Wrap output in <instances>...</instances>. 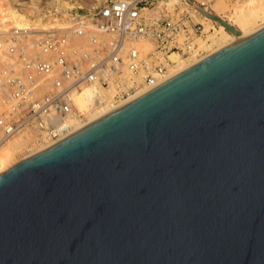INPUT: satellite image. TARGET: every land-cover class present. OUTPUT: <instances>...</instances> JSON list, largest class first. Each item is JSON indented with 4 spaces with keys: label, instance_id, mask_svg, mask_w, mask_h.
Here are the masks:
<instances>
[{
    "label": "water",
    "instance_id": "water-1",
    "mask_svg": "<svg viewBox=\"0 0 264 264\" xmlns=\"http://www.w3.org/2000/svg\"><path fill=\"white\" fill-rule=\"evenodd\" d=\"M0 264H264V28L0 174Z\"/></svg>",
    "mask_w": 264,
    "mask_h": 264
},
{
    "label": "built area",
    "instance_id": "built-area-1",
    "mask_svg": "<svg viewBox=\"0 0 264 264\" xmlns=\"http://www.w3.org/2000/svg\"><path fill=\"white\" fill-rule=\"evenodd\" d=\"M58 1L36 0L48 14ZM65 1L72 20L63 33L13 29L3 38L5 49L0 37V53L13 59L0 72V145L23 128L58 139L73 129L74 93L87 87L110 92L113 103L125 101L162 83L171 53L200 54L202 25L157 8L158 0ZM20 4L28 6L29 0ZM73 37L87 40V46L71 48ZM146 41L152 44L148 52L141 51Z\"/></svg>",
    "mask_w": 264,
    "mask_h": 264
},
{
    "label": "bare ground",
    "instance_id": "bare-ground-1",
    "mask_svg": "<svg viewBox=\"0 0 264 264\" xmlns=\"http://www.w3.org/2000/svg\"><path fill=\"white\" fill-rule=\"evenodd\" d=\"M212 1L217 3L220 10L226 12L227 18L225 19L218 14L208 12V9L203 8L205 3L201 2L197 10L204 18L213 23L214 26L209 25V22H203V19L196 22L198 20L196 19L198 14L191 13L192 21L196 22V24L200 23L203 27V37L199 38L197 41L200 54L197 55V52H194L184 57L176 53H171L168 57L171 63L166 72L160 77V82L174 77L180 72L191 68L210 56L221 52L225 48L264 28V0ZM19 5H21L20 0H0V37L4 45L2 47L3 49L6 48L3 38L9 37L13 29H54L63 30L61 32L63 33L65 31L64 29L71 26L72 18L69 11H67L70 4L66 3L65 0H63V2H61V0L56 3L54 2L52 5L53 14L41 11L37 6L36 0H29L28 6L23 8L21 7L22 5L18 7ZM30 5L34 7L33 10L29 9ZM156 5L157 8H164L171 14L177 13L181 15L188 4L185 0H158ZM180 11L182 13H180ZM213 17L221 20L223 24ZM189 23V21H186V24ZM224 24L232 27L234 31L228 30ZM85 42H87V40L82 41L81 39L73 37L70 47L75 50H80L87 46ZM151 49L152 44L150 42L146 41L142 43L141 51L148 52ZM12 61L13 59L11 57L4 56L0 53V72L8 67V64ZM146 91L147 89H144L125 101L114 103L111 101L112 94L110 92L99 91V93H96L92 88L85 87L81 91L74 93L72 95V100L74 101L77 114L70 122L73 129L68 134L58 139H51L45 135L37 137L36 132L28 128L15 131L0 145V174L21 161L24 157L56 144L66 136L94 123L111 111L141 96ZM96 94H98L99 98L95 102L94 97Z\"/></svg>",
    "mask_w": 264,
    "mask_h": 264
},
{
    "label": "rangeland",
    "instance_id": "rangeland-1",
    "mask_svg": "<svg viewBox=\"0 0 264 264\" xmlns=\"http://www.w3.org/2000/svg\"><path fill=\"white\" fill-rule=\"evenodd\" d=\"M235 1V0H232ZM185 2L188 4L187 8L184 9V12L182 13L180 11V13H182L181 15H188L189 16V21L190 24H196V22H199L200 19H203V22H209V20H207L206 18H204L200 12L197 10L198 7H200L201 2L205 3V6H203V8L208 9V12L212 13V14H218L221 17H224L225 19L227 18V14L225 11H222L218 8V5L215 1L212 0H185ZM157 6V5H156ZM30 10H33L34 7L32 5L29 6ZM183 10V9H181ZM191 13L193 14H198V18L196 17V19H198L196 22L192 21L191 19ZM45 17V16H44ZM200 24V23H199ZM209 25L214 26L213 23L209 22ZM209 27V26H208Z\"/></svg>",
    "mask_w": 264,
    "mask_h": 264
}]
</instances>
